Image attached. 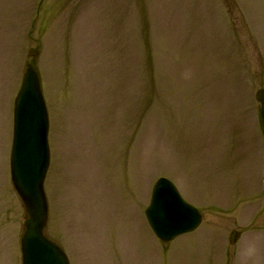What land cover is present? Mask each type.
Here are the masks:
<instances>
[{
    "label": "rangeland",
    "instance_id": "obj_1",
    "mask_svg": "<svg viewBox=\"0 0 264 264\" xmlns=\"http://www.w3.org/2000/svg\"><path fill=\"white\" fill-rule=\"evenodd\" d=\"M35 47L45 233L69 263L240 264L264 233V0H0V264H20L12 103ZM160 176L203 217L163 251L144 215Z\"/></svg>",
    "mask_w": 264,
    "mask_h": 264
},
{
    "label": "water",
    "instance_id": "obj_2",
    "mask_svg": "<svg viewBox=\"0 0 264 264\" xmlns=\"http://www.w3.org/2000/svg\"><path fill=\"white\" fill-rule=\"evenodd\" d=\"M28 53L33 57L37 54L35 49H30ZM255 97L260 103L259 125L264 134V89L258 90ZM47 132V110L32 60L25 64L14 100L10 154L11 182L26 213L21 237L23 264H69L62 249L44 235L48 216L43 189L49 165ZM158 207L162 209L159 214ZM145 215L153 232L164 242L193 230L200 223V214L164 178L154 184Z\"/></svg>",
    "mask_w": 264,
    "mask_h": 264
},
{
    "label": "clouds",
    "instance_id": "obj_3",
    "mask_svg": "<svg viewBox=\"0 0 264 264\" xmlns=\"http://www.w3.org/2000/svg\"><path fill=\"white\" fill-rule=\"evenodd\" d=\"M190 72L184 73V78H188ZM231 225V230L235 227L231 222H226ZM264 254V233H257L242 240L238 255L240 264H258L261 255Z\"/></svg>",
    "mask_w": 264,
    "mask_h": 264
},
{
    "label": "snow or ice",
    "instance_id": "obj_4",
    "mask_svg": "<svg viewBox=\"0 0 264 264\" xmlns=\"http://www.w3.org/2000/svg\"><path fill=\"white\" fill-rule=\"evenodd\" d=\"M161 211H162V209H160V208L158 207V209H157V214H159Z\"/></svg>",
    "mask_w": 264,
    "mask_h": 264
}]
</instances>
